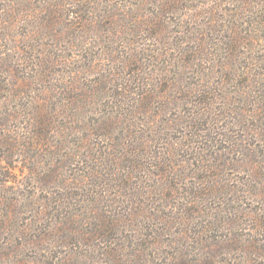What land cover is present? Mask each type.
<instances>
[{
	"label": "rangeland",
	"instance_id": "1",
	"mask_svg": "<svg viewBox=\"0 0 264 264\" xmlns=\"http://www.w3.org/2000/svg\"><path fill=\"white\" fill-rule=\"evenodd\" d=\"M0 264H264V0H0Z\"/></svg>",
	"mask_w": 264,
	"mask_h": 264
}]
</instances>
